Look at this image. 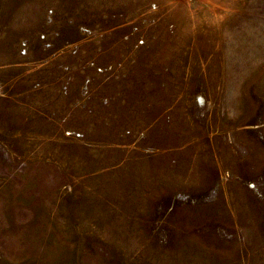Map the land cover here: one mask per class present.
Returning a JSON list of instances; mask_svg holds the SVG:
<instances>
[{
    "label": "rangeland",
    "instance_id": "rangeland-1",
    "mask_svg": "<svg viewBox=\"0 0 264 264\" xmlns=\"http://www.w3.org/2000/svg\"><path fill=\"white\" fill-rule=\"evenodd\" d=\"M0 264H264V0H0Z\"/></svg>",
    "mask_w": 264,
    "mask_h": 264
}]
</instances>
